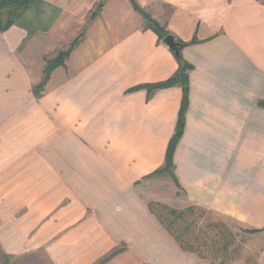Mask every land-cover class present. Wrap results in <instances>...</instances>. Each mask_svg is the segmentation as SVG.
<instances>
[{"label":"crops","instance_id":"crops-1","mask_svg":"<svg viewBox=\"0 0 264 264\" xmlns=\"http://www.w3.org/2000/svg\"><path fill=\"white\" fill-rule=\"evenodd\" d=\"M45 1L61 10L48 32H0V264H212L151 203L264 230V0H137L175 38L198 40L182 51L192 69L176 179L154 173L183 91L135 90L172 78L173 52L129 0L88 21L102 0ZM85 23L36 98L47 56Z\"/></svg>","mask_w":264,"mask_h":264},{"label":"trees","instance_id":"trees-1","mask_svg":"<svg viewBox=\"0 0 264 264\" xmlns=\"http://www.w3.org/2000/svg\"><path fill=\"white\" fill-rule=\"evenodd\" d=\"M102 0L91 13L90 20H94L102 12L105 3ZM134 11L139 13L144 20L145 30L154 32L159 42H163L168 35H172L164 26L147 13L137 2L129 0ZM61 15V10L50 5L45 0H0V32L5 33L17 26L33 35L37 32H48ZM81 36H77L65 50L59 51L55 57L45 60L43 78L40 84L34 87L36 98H41L51 74L59 67H63L71 53L78 46ZM179 44L182 55L184 48L198 43L194 38L190 42H183L175 38ZM179 70L167 81L137 87L135 90L146 89L149 96L161 89L180 87L183 91V100L176 133L170 141L166 160L163 168L154 173L157 176H168L173 179V157L180 138L184 132L185 116L189 105V71L192 67L183 61L177 60ZM151 212L157 217L163 227L177 241L182 249L196 253L200 258L208 260L212 264H235L240 259L237 244L238 234H234L223 221L211 222L210 217L217 216L213 212L189 206L183 210H176L168 206L151 203ZM219 217V216H217ZM242 232L251 234L264 233V230L242 229Z\"/></svg>","mask_w":264,"mask_h":264},{"label":"rangeland","instance_id":"rangeland-1","mask_svg":"<svg viewBox=\"0 0 264 264\" xmlns=\"http://www.w3.org/2000/svg\"><path fill=\"white\" fill-rule=\"evenodd\" d=\"M95 9H96V7L94 8V10ZM90 16H91V14H90ZM90 16H87V21L90 20ZM86 28H87V25L85 23L83 25V29H85L83 31V33H82V29L81 30L79 29L76 31V34L72 35V32L71 33L67 32L62 37V39L59 38V42H62L64 39H65V43L69 42L68 44L64 45L62 50L67 49L69 47V45L72 43V41H74V39L77 36H81V39H82V37H84V35H85L84 32L86 31ZM55 53L50 54V56H47V58L55 57L58 52L56 54ZM177 197H178L177 199L175 197V200H172V199H170V200L168 199V200L170 201V203H172V207H175L177 209H181L183 207V204H182L183 194L178 193ZM210 220H211V222L223 221L226 225H228L230 227V229L233 231L234 234H236V235L238 234L237 244L239 246L238 249L240 252L239 253L240 259L235 264H257L258 258L264 250V233L251 234V233H247V232H242L240 230H242V229L245 230L246 228H244L240 225H237L230 220H227V219H224L221 217H217V216L210 217Z\"/></svg>","mask_w":264,"mask_h":264},{"label":"water","instance_id":"water-1","mask_svg":"<svg viewBox=\"0 0 264 264\" xmlns=\"http://www.w3.org/2000/svg\"><path fill=\"white\" fill-rule=\"evenodd\" d=\"M163 43L170 48L177 60L183 61V57L179 50V44L177 43L173 35H168L164 39Z\"/></svg>","mask_w":264,"mask_h":264}]
</instances>
